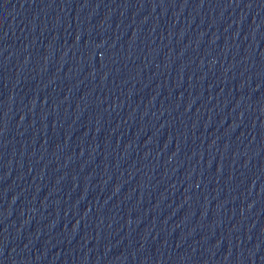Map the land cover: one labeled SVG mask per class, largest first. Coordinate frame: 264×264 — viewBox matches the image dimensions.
I'll use <instances>...</instances> for the list:
<instances>
[{
  "label": "water",
  "instance_id": "obj_1",
  "mask_svg": "<svg viewBox=\"0 0 264 264\" xmlns=\"http://www.w3.org/2000/svg\"><path fill=\"white\" fill-rule=\"evenodd\" d=\"M0 264H264V0H0Z\"/></svg>",
  "mask_w": 264,
  "mask_h": 264
}]
</instances>
